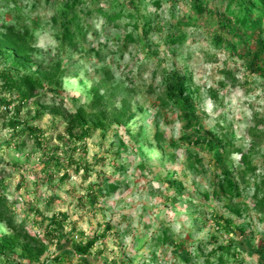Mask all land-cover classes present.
<instances>
[{
	"label": "rangeland",
	"instance_id": "374dc122",
	"mask_svg": "<svg viewBox=\"0 0 264 264\" xmlns=\"http://www.w3.org/2000/svg\"><path fill=\"white\" fill-rule=\"evenodd\" d=\"M67 1L0 0V74L41 85L22 100L0 79V264H264V52L253 63L215 44L250 36L221 27L227 0H203L213 16L198 26L179 24L189 0H85L70 41ZM255 36L264 43V17ZM178 74L189 106L164 101ZM256 129L246 176L207 138L245 151ZM223 166L234 198L213 194Z\"/></svg>",
	"mask_w": 264,
	"mask_h": 264
},
{
	"label": "trees",
	"instance_id": "16d2710c",
	"mask_svg": "<svg viewBox=\"0 0 264 264\" xmlns=\"http://www.w3.org/2000/svg\"><path fill=\"white\" fill-rule=\"evenodd\" d=\"M97 1V0H94ZM173 3H178L180 1H187V0H169ZM191 3L192 8V15H189L186 19L182 18V20L179 22L180 25L183 26H198L200 23L203 22V19H206L207 14H210L213 16V12L208 9V7L203 3V0H189ZM82 3H85V0H69L66 3V7H68L67 11L71 13L72 15L69 16L68 13H65L63 15L64 22H63V35L64 38L67 41H70L71 38H73L75 30L72 29V25L77 20L78 16L76 14V7L81 5ZM156 5L158 2H154ZM153 4V5H155ZM99 12H101L109 21H115L118 19L122 11L119 12H105L104 10L99 9ZM221 27L224 28H234L238 30H244V32H247L250 34V36L247 39H243L241 42L242 44L238 46L237 42L235 40L228 39L225 35H215V44L220 46L221 49L228 52L231 55H236L235 53L238 52L240 57H243V54H249L251 56L252 62L255 63L259 57L260 54L264 52V43L260 39H255V34L259 31L261 27V23L264 17V0H227V5L225 10L223 11V14H221ZM132 17V16H130ZM138 18H142V20H146V16L143 17V15L138 11V14L135 16ZM184 17V16H183ZM143 22V29L145 32H149L152 28L150 27L149 22ZM199 23V24H198ZM137 27V25L135 24ZM172 41H175L176 39H172ZM254 42L256 47L258 48L256 52H254L251 55V52L248 50L249 45L248 42ZM9 44L11 47L15 49V52H18V45L14 43L12 40L9 41ZM248 50V51H247ZM243 51V52H242ZM0 79L2 80L1 89L3 91H7L10 94L17 92L18 94L22 95L21 99L26 100L29 98L34 90L37 87H40V83L32 78L29 74H24L20 77H12L9 72L3 71L0 74ZM190 82V77L186 74H178L174 79H171L167 82L165 85V89L163 92L164 101L169 102L171 104L176 105H183L187 104L189 106L190 103V92L188 91L187 84ZM3 102V103H2ZM11 101H3L0 98V105H4L6 107L10 106ZM75 125L80 126L83 128V119L81 118L79 113H76V116H74ZM82 125V126H81ZM72 129L73 125L69 126L67 129V132L69 135H72ZM37 130L35 128H31L29 130L30 134H35ZM83 131V130H82ZM261 130H254L251 133L249 146L248 148L243 151L241 149H233L232 144L223 140H220L216 138L213 134L207 133L208 135V141H211V143H214V145H217V147L220 149L219 151L222 153H228L230 151H233V153L238 154L239 156V162L243 166L244 175L246 176L247 173H251L255 167L253 166V159L254 155L257 153V148L259 147V133ZM83 133V132H82ZM85 134V133H83ZM198 143V142H197ZM219 161L222 162V157L218 155ZM260 186L264 187V178L260 183ZM112 189L115 188V186H111ZM264 189V188H263ZM241 190L239 187V184L237 182V178L234 176L233 172L231 170L226 169L224 166L222 167V170L217 178V189L214 191L215 197H226V198H234L236 195H240ZM95 241L90 240L87 242L84 246L80 245L78 246V251L81 254H88L90 249L94 246ZM226 252H230L229 247L223 248ZM65 259L56 256L51 260V263L55 264H65Z\"/></svg>",
	"mask_w": 264,
	"mask_h": 264
}]
</instances>
